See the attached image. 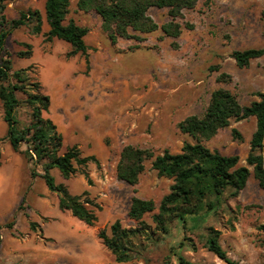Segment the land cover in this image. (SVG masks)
<instances>
[{
	"label": "rangeland",
	"instance_id": "obj_1",
	"mask_svg": "<svg viewBox=\"0 0 264 264\" xmlns=\"http://www.w3.org/2000/svg\"><path fill=\"white\" fill-rule=\"evenodd\" d=\"M78 1L71 0L67 23L74 20L89 29L85 38L89 67L83 55L69 57L68 43L45 40L50 29L46 0H17L8 5L9 19L41 11L43 32L33 35L31 27H23L10 36L6 49L14 71L35 67L36 80L51 99L46 117L64 138L62 154L77 147L81 158H97L98 164L76 165L78 172L69 180L57 169L52 175L74 196L87 192L86 198L99 207L89 206L98 220L90 227L71 212L61 211L58 195L49 191L41 177L32 178V165L2 140L0 175L8 180L0 187V264H120L99 238L102 230L110 234L117 221L134 232L129 243L131 259L124 264H180L179 257L193 264H227L207 248L211 230L221 232L220 244L237 264H264V233L259 230L264 224V191L247 164L257 129L255 117L233 120L229 128L203 142L223 156L240 158V165L252 173L247 187L236 198L230 191L219 199L210 196L200 213L186 215L184 221L170 220L166 232L157 228L153 216L159 213L173 180L160 177L151 162L134 187L117 177L126 146L159 156L180 154L186 143H197L180 131L179 124L190 116L202 117L214 91H230L243 107L260 101L264 57L242 69L232 54L264 49V0H213L210 6L201 0L195 9L184 11L177 39L162 30L171 22L168 10L152 8L149 16L158 30L142 35L141 42L119 39L116 45L103 32L100 16L80 11ZM24 44L33 48L29 59L17 56L28 50ZM222 74L227 77L221 79ZM19 119L23 127L30 125L27 104L20 109ZM6 134L0 102V139ZM26 149L22 145L21 150ZM37 172L43 174L42 168ZM133 197L151 200L156 207L144 218L147 230L138 233L140 226L129 217ZM31 223L37 224L36 230Z\"/></svg>",
	"mask_w": 264,
	"mask_h": 264
},
{
	"label": "trees",
	"instance_id": "obj_2",
	"mask_svg": "<svg viewBox=\"0 0 264 264\" xmlns=\"http://www.w3.org/2000/svg\"><path fill=\"white\" fill-rule=\"evenodd\" d=\"M17 0H0V102L3 107V120L7 125V140L15 153H19L32 165V178L41 177L49 191L58 195L61 211H69L73 217L92 227L98 218L89 206L95 205L86 198L88 193L80 196L72 195L67 186L58 184L52 175L57 169L65 180H69L78 172L76 165L87 167L89 163L98 164L95 156L81 158L80 150L72 147L62 154L64 148L63 135L54 122L46 117L51 107V99L42 92L41 84L36 80L33 66L13 70L12 55L7 51V41L10 36L23 27H31L33 35L43 32V14L39 10L23 12L17 19H9L6 15L8 5ZM201 0H79L78 9L85 13L95 12L102 20V30L108 36L112 45L119 39L142 41V35L156 32L158 24L149 16L152 8L167 9L171 22L162 27L166 36L177 39L182 33L178 23L183 19L184 11L193 10ZM213 0H206L211 5ZM71 0H46L45 17L49 31L45 40L52 42L58 39L71 46L69 57L81 54L89 67V47L85 38L89 29L78 25L67 17L70 12ZM264 20V12H263ZM264 36V33H263ZM27 51L17 54L19 58L29 59L33 54L30 44H24ZM264 57V49H249L235 51L232 58L239 68L249 67L253 60ZM227 77L221 75V79ZM24 96L21 99L19 96ZM260 101L253 102L249 107H243L237 96L225 89L212 93L209 106L202 117L190 116L179 124L182 133L194 138L197 143H186L180 154L165 152L154 156L150 151L126 146L117 166V177L130 186L139 183L146 165L151 162L152 169L160 177L172 179L174 184L170 193L162 200L159 213L153 216L157 228L167 231L170 220H185L186 215H195L204 208L205 201L210 196H223L226 191L236 198L247 187L251 171L240 165L238 156H223L218 151L207 148L203 142L210 141L219 131L229 128L231 122L255 117L257 129L252 136L251 152L247 164L253 167V175L264 191V94H257ZM24 104L31 108V122L23 127L19 119V111ZM237 136V130L233 129ZM26 145L25 151L21 150ZM3 154L0 151V162ZM41 167L43 174H38ZM84 175L91 180L86 172ZM156 207L153 201L133 197L129 210L131 220L138 223L139 230H147L144 221L146 215L152 214ZM213 209V204L209 205ZM33 230L37 224L31 223ZM259 230L264 233V224ZM131 232L123 228L117 221L107 230L99 233V238L110 250L117 263L124 264L131 259ZM221 232L211 230L207 239V248L220 260L227 264H237L220 244ZM180 264H193L179 257Z\"/></svg>",
	"mask_w": 264,
	"mask_h": 264
},
{
	"label": "crops",
	"instance_id": "obj_3",
	"mask_svg": "<svg viewBox=\"0 0 264 264\" xmlns=\"http://www.w3.org/2000/svg\"><path fill=\"white\" fill-rule=\"evenodd\" d=\"M8 178L6 175H0V187H4V185L6 184Z\"/></svg>",
	"mask_w": 264,
	"mask_h": 264
}]
</instances>
